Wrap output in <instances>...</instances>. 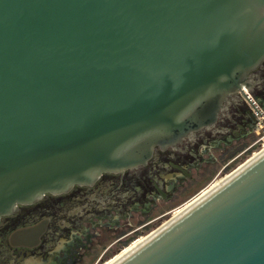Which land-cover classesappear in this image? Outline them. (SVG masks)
Listing matches in <instances>:
<instances>
[{
  "label": "water",
  "instance_id": "1",
  "mask_svg": "<svg viewBox=\"0 0 264 264\" xmlns=\"http://www.w3.org/2000/svg\"><path fill=\"white\" fill-rule=\"evenodd\" d=\"M264 61V0H0V219L214 124ZM113 264H264V151Z\"/></svg>",
  "mask_w": 264,
  "mask_h": 264
},
{
  "label": "flooded vegetation",
  "instance_id": "2",
  "mask_svg": "<svg viewBox=\"0 0 264 264\" xmlns=\"http://www.w3.org/2000/svg\"><path fill=\"white\" fill-rule=\"evenodd\" d=\"M263 147L264 61L211 126L175 146H157L145 164L103 172L93 183L47 193L2 216L0 264H104L161 227L215 175Z\"/></svg>",
  "mask_w": 264,
  "mask_h": 264
},
{
  "label": "rangeland",
  "instance_id": "3",
  "mask_svg": "<svg viewBox=\"0 0 264 264\" xmlns=\"http://www.w3.org/2000/svg\"><path fill=\"white\" fill-rule=\"evenodd\" d=\"M258 152V149L254 150L253 152H251L248 156H245L243 159H240V161L237 162L236 165H233V167L230 170L224 171L222 173H220L219 175H215L214 179L212 178L207 185H205L204 187H202V189L197 192L195 195H193L190 199L187 200V202L191 203L193 200H195L201 193H204L206 190L210 189L211 187H213L214 185H216L217 183H219L223 178L227 177L229 174H231L237 167H239L242 163L246 162L249 158H251L255 153ZM202 191V192H201ZM198 194V195H197ZM197 195V196H196ZM196 196V197H195ZM191 200V201H190ZM189 203H183V205H181L180 207H178L176 210H174V212L172 213V216L174 215V213H176L177 210H179L180 208L182 209V207L186 206ZM180 209V210H181ZM178 212V211H177ZM171 218V217H170ZM142 237L137 238L134 242H138L139 240H141ZM131 246V245H130ZM129 247V246H128ZM124 248L123 250H121L118 254L113 255L111 257H109L107 259L106 262H104V264H109V262L113 259H116L119 255H121L122 253H124L125 251H127V248Z\"/></svg>",
  "mask_w": 264,
  "mask_h": 264
},
{
  "label": "bare ground",
  "instance_id": "4",
  "mask_svg": "<svg viewBox=\"0 0 264 264\" xmlns=\"http://www.w3.org/2000/svg\"><path fill=\"white\" fill-rule=\"evenodd\" d=\"M262 151H264V147L254 156H252L251 158H249L246 162L242 163L239 167H237L232 173H234L235 171H237L240 167H242L243 165H245L247 162H249L250 160H252L254 157H256L259 153H261ZM231 173V174H232ZM231 174H229L227 177L223 178L219 183H217L216 185H214L213 187H211L210 189L206 190L204 193H201L195 200H193L191 203L187 204L185 207H183L181 210H179L178 212L174 213V215L169 218L165 223H168L169 221H171L174 217H176L177 215H179L182 211H184V209L188 208L189 206L193 205L195 203V201H197L199 198H201L203 195H205L206 193H208L211 189H213L214 187H216L218 184H220L222 181H224L225 179H227ZM164 223V224H165ZM162 227V226H161ZM160 228V227H159ZM158 228V229H159ZM158 229L152 231L151 233L147 234L146 237L142 240L139 241L138 243L135 244V246L132 248L134 249L137 245H140V243H142L146 238L150 237L154 232H156ZM131 249V250H132ZM129 251H125L122 255H120L115 261H113V263H115L119 258L123 257L124 255H126ZM111 263V262H110ZM109 263V264H110ZM111 263V264H113Z\"/></svg>",
  "mask_w": 264,
  "mask_h": 264
}]
</instances>
